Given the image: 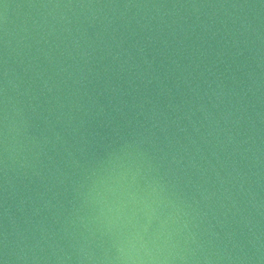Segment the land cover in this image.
Here are the masks:
<instances>
[{
	"label": "water",
	"instance_id": "obj_1",
	"mask_svg": "<svg viewBox=\"0 0 264 264\" xmlns=\"http://www.w3.org/2000/svg\"><path fill=\"white\" fill-rule=\"evenodd\" d=\"M0 264H264V0H0Z\"/></svg>",
	"mask_w": 264,
	"mask_h": 264
}]
</instances>
